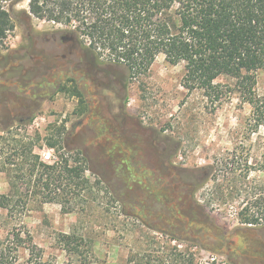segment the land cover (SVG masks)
<instances>
[{"label": "rangeland", "instance_id": "1", "mask_svg": "<svg viewBox=\"0 0 264 264\" xmlns=\"http://www.w3.org/2000/svg\"><path fill=\"white\" fill-rule=\"evenodd\" d=\"M29 1L14 6L4 1L15 27L0 43V194L13 199L0 211V236L28 232L56 264H264V221H239L243 195L213 198L230 168L236 169L233 182L239 186L264 185V130L255 129L253 107L236 79L217 78L216 98L200 89L189 91L184 64H170L164 55L147 73L129 78L125 67L109 64L102 68L112 80H125L123 88L116 85L105 97L99 95L88 104L92 113L82 116L77 111L84 104L48 83L68 82L60 81L57 67L65 63L55 57L67 46L62 38L77 39L95 58L87 49L89 41L74 33L75 24L31 15ZM96 58L104 65L108 55ZM39 67L53 69L42 77ZM256 79L255 91L264 98L263 68ZM26 114L29 118L21 122ZM124 130L131 139L121 137ZM52 140L61 144L48 147ZM148 142L166 149L167 172L157 180H127V166L123 170L111 157L142 143L148 161L159 163ZM30 148L46 163L47 154L50 162L64 153L81 154L92 187H76L69 202L45 200L47 192L22 173L29 166L26 159L32 161ZM210 165L215 169L209 178L200 169ZM18 171L23 177L11 189ZM214 175L221 180L215 182ZM71 236L77 253L65 249Z\"/></svg>", "mask_w": 264, "mask_h": 264}, {"label": "trees", "instance_id": "2", "mask_svg": "<svg viewBox=\"0 0 264 264\" xmlns=\"http://www.w3.org/2000/svg\"><path fill=\"white\" fill-rule=\"evenodd\" d=\"M4 1L0 0V43L15 27ZM10 1L14 6L20 0ZM29 11L41 20L75 24L74 33L89 41L87 48L98 58L106 53L105 61L125 67L128 78L147 73L158 55H164L170 64H184V86L189 91L200 89L218 98L216 79L222 75L235 78L243 98L253 107L255 129L264 130V98L255 91L256 71L264 69V0H30ZM46 144L55 148L61 141ZM21 151L26 154L29 149ZM31 157L32 161L26 159L29 166L22 173L47 192L43 196L47 201L69 202L77 194L73 192L76 187H92L81 154L67 157L64 153L53 164L44 162L39 154ZM214 166L200 170L210 178ZM22 173L18 171L10 181L11 189ZM234 175L235 168L224 173L228 182L222 178L223 183H217L213 198L225 201L243 195L246 204L239 221L260 224L264 221V185L239 186L233 182ZM213 178L215 182L221 180L218 175ZM12 199L11 194H0V211L8 209ZM65 249L78 252L74 237L68 238ZM0 264L56 263L45 257L28 232L19 230L0 236Z\"/></svg>", "mask_w": 264, "mask_h": 264}, {"label": "flooded vegetation", "instance_id": "3", "mask_svg": "<svg viewBox=\"0 0 264 264\" xmlns=\"http://www.w3.org/2000/svg\"><path fill=\"white\" fill-rule=\"evenodd\" d=\"M62 39L67 46L65 49H61L60 51H58L55 54V57L60 58L65 63L57 67L60 81L68 79V82L65 81L67 83L66 85L64 81L63 83L58 82L57 84H54L56 83V81H54V83L52 82L48 84L57 85L58 91L68 92L74 98H76L78 102H83L82 104L84 105L80 110L82 111L80 115L87 116L90 114V112L92 113V111L87 108L90 102L96 101L99 95H103L105 97V92L109 91L113 86L117 85L118 87L123 88L122 84H124L125 80H112L111 74H108L102 68L103 66H109L110 63L106 62L104 63V65L97 63L98 59L96 58L95 54L92 52L95 58L93 56L89 57L88 52L85 50L86 47H83L81 45L78 46L77 43H79V41L77 39L75 40L73 37H63ZM44 64H46L45 60ZM67 65H69L68 71L67 69L65 70V67L67 68ZM52 69L53 67L47 69L39 67L37 74L42 77L47 76ZM108 80H110L111 82L109 83ZM91 90L95 91L97 93V96L92 97L90 93ZM85 105L86 108H84ZM29 116V114H26L25 117L21 118V122L27 120ZM80 123H83V121L76 123V125ZM121 137H124V139L125 137L126 139H131L132 136H130V134H128L127 131L124 130L122 131ZM137 138H141L143 140V138L139 135L136 137V139ZM140 144L141 148L129 147V151H124V154L116 156L113 155L114 157H111L112 163L123 167V170H125L124 166H127V171L125 173L127 180L151 181L161 179V176L167 172L168 168V155L166 149L161 147V145L158 143L148 142V144L156 150L160 158V162L154 164L149 162L145 157L142 143ZM138 152L140 156H138ZM129 159L132 161L134 168L131 167Z\"/></svg>", "mask_w": 264, "mask_h": 264}, {"label": "built area", "instance_id": "4", "mask_svg": "<svg viewBox=\"0 0 264 264\" xmlns=\"http://www.w3.org/2000/svg\"><path fill=\"white\" fill-rule=\"evenodd\" d=\"M51 156H52V155L47 154V155L45 156V158L49 160V161L47 160L48 163L53 164V163H55L57 160H55L54 162H50ZM55 157H56V156H55Z\"/></svg>", "mask_w": 264, "mask_h": 264}, {"label": "water", "instance_id": "5", "mask_svg": "<svg viewBox=\"0 0 264 264\" xmlns=\"http://www.w3.org/2000/svg\"><path fill=\"white\" fill-rule=\"evenodd\" d=\"M229 242H230V237H227V238H226V245L229 244ZM226 250H227V249H225L224 251L226 252Z\"/></svg>", "mask_w": 264, "mask_h": 264}]
</instances>
